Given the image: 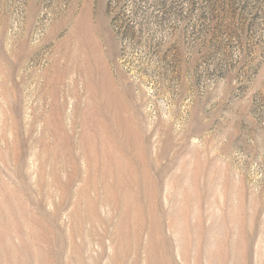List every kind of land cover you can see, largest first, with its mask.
Wrapping results in <instances>:
<instances>
[{
  "label": "rangeland",
  "instance_id": "rangeland-1",
  "mask_svg": "<svg viewBox=\"0 0 264 264\" xmlns=\"http://www.w3.org/2000/svg\"><path fill=\"white\" fill-rule=\"evenodd\" d=\"M0 264H264V0H0Z\"/></svg>",
  "mask_w": 264,
  "mask_h": 264
},
{
  "label": "trees",
  "instance_id": "trees-1",
  "mask_svg": "<svg viewBox=\"0 0 264 264\" xmlns=\"http://www.w3.org/2000/svg\"><path fill=\"white\" fill-rule=\"evenodd\" d=\"M220 1H223V0H220Z\"/></svg>",
  "mask_w": 264,
  "mask_h": 264
}]
</instances>
